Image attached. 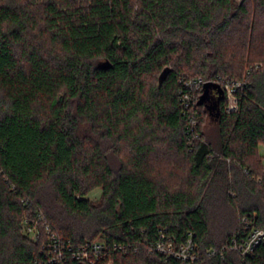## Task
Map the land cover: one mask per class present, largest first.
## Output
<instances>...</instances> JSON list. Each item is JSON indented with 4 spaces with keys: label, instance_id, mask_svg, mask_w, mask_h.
I'll return each instance as SVG.
<instances>
[{
    "label": "trees",
    "instance_id": "obj_1",
    "mask_svg": "<svg viewBox=\"0 0 264 264\" xmlns=\"http://www.w3.org/2000/svg\"><path fill=\"white\" fill-rule=\"evenodd\" d=\"M260 145L264 0H0V264L43 258L37 211L74 246L125 245L94 264H264L230 247L264 228ZM161 233L199 258L152 251Z\"/></svg>",
    "mask_w": 264,
    "mask_h": 264
},
{
    "label": "built area",
    "instance_id": "obj_2",
    "mask_svg": "<svg viewBox=\"0 0 264 264\" xmlns=\"http://www.w3.org/2000/svg\"><path fill=\"white\" fill-rule=\"evenodd\" d=\"M191 85L197 88L204 85L206 81L201 77L193 79ZM242 84L238 83L237 86ZM228 104L226 110H236L237 98L235 95L236 86L226 84ZM193 95L186 94L184 96L185 106H189ZM197 123V117L192 115L190 117V126H194ZM24 233L32 240L37 241L43 239L42 250L43 258L36 259L30 264H71V259L86 262L88 264H94L99 259L104 258L112 250L124 249L123 244H109L104 238H98L96 240L87 241L85 243L74 246L68 242L59 239L56 234L51 230V227L45 222L44 217L40 211H37L31 216L28 215L23 221ZM264 243V228L250 225L246 231V234L239 240L235 237L230 244L232 249L239 251L244 259H247L249 255H253L256 249ZM151 250L159 252L166 257H174L184 261H195L199 258L198 248L193 243L192 238H188L184 242L178 245L173 244L164 238L161 233V238L157 242L151 244ZM211 250L209 254L214 253ZM108 264H113L110 261Z\"/></svg>",
    "mask_w": 264,
    "mask_h": 264
},
{
    "label": "rangeland",
    "instance_id": "obj_3",
    "mask_svg": "<svg viewBox=\"0 0 264 264\" xmlns=\"http://www.w3.org/2000/svg\"><path fill=\"white\" fill-rule=\"evenodd\" d=\"M214 121H211V119L209 117H206V123H205V128L208 130H212L214 131L216 129L215 124L213 123ZM259 152L261 155H264V146L260 145L259 146ZM166 162L171 161L169 158L166 157ZM263 162H264V158H263ZM101 194V189L100 188H96L95 190H93L88 197L92 198V199H96L100 196Z\"/></svg>",
    "mask_w": 264,
    "mask_h": 264
},
{
    "label": "water",
    "instance_id": "obj_4",
    "mask_svg": "<svg viewBox=\"0 0 264 264\" xmlns=\"http://www.w3.org/2000/svg\"><path fill=\"white\" fill-rule=\"evenodd\" d=\"M242 1V0H240ZM212 89H217L218 92L223 95L224 94V90L222 89L221 85L219 83H214V82H206L204 84V95L202 97V101L204 100H207L208 99V96H209V93Z\"/></svg>",
    "mask_w": 264,
    "mask_h": 264
},
{
    "label": "flooded vegetation",
    "instance_id": "obj_5",
    "mask_svg": "<svg viewBox=\"0 0 264 264\" xmlns=\"http://www.w3.org/2000/svg\"><path fill=\"white\" fill-rule=\"evenodd\" d=\"M209 95H210L211 97H215V96H218V93H217L214 89H212V90L210 91Z\"/></svg>",
    "mask_w": 264,
    "mask_h": 264
}]
</instances>
